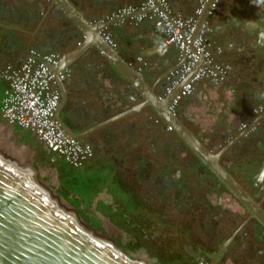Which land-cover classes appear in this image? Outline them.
Masks as SVG:
<instances>
[{
	"label": "crops",
	"instance_id": "obj_1",
	"mask_svg": "<svg viewBox=\"0 0 264 264\" xmlns=\"http://www.w3.org/2000/svg\"><path fill=\"white\" fill-rule=\"evenodd\" d=\"M3 1L0 0V65L20 57L19 53L41 40V37L36 35L30 37L28 42L24 41L21 46H14V43L10 42L15 26L18 27L17 31L19 29L24 32L22 27L31 23L25 24V15H22V12H12L9 7L7 9L11 16L1 18V10H6ZM94 1L104 2L99 3L103 8L98 13H89L85 6L83 7L85 0L45 1L47 11H51L55 6L56 10L61 12L62 24L64 23V27L57 30L58 33L54 36L58 40L55 49L60 58L52 69L61 75H67L66 78L62 76L66 84L62 85L60 90L62 95L67 97L65 101L69 114H77L89 105L93 116L96 115L101 123L110 120L113 127H117L124 123L126 125L129 120L135 121L137 109L144 107L145 103L150 104L147 103L150 98L157 103L160 101L159 95L167 94V91H164L170 83V71L179 64L180 51L175 44L168 41L166 33L155 25L153 18H136L138 9L132 13L121 11L126 5L138 7L142 0H123L121 3H118L119 0ZM167 1L170 14L188 16L194 14L199 0ZM225 1L219 0L221 4L219 3L217 10H211L208 14L204 11L206 16L203 19L207 25L204 37H207L205 40L210 49V64L218 68L221 64L220 73L227 75L223 81L219 73V76H205L194 82L195 87L191 94L179 98L176 102L175 114L208 150H221L219 156L226 162V171L235 180L248 183L244 190L252 198V204L264 212L260 206V202L264 203V165L261 166L262 173L260 174L259 167L253 178L252 170L249 171L246 166L249 159L258 160V163L264 159V148L260 147L264 145V59L260 61L261 57L255 56L256 47L264 52V10L260 11L259 15L258 12L244 14L241 21H237L236 16H232L233 9L227 8ZM79 3L82 8L78 6ZM119 8L121 10L117 11ZM66 11L70 15L68 18ZM79 15L82 23L76 20ZM203 19L200 22H203ZM80 24L84 25L86 32H79L76 39L68 41L70 31ZM34 30L39 31L36 28ZM103 32L115 41L116 45L111 46L126 61L120 70L115 67L109 72L111 64L104 54L97 52L101 50L102 41L105 42ZM107 43L110 45L108 41ZM21 62L20 60L18 63ZM78 62L82 64V68L77 65L73 68ZM202 63H205L203 58L196 67ZM6 83V79L0 78L1 95ZM62 110L59 112L58 108L61 122L57 116L56 118L67 127L71 117H64L66 110L61 113ZM12 127L20 132V135L21 131L26 132V136L21 135L23 138L42 142L33 131L14 125H11ZM118 138H123L122 144L128 146L135 136L131 135V131H125ZM100 144L95 143L94 158L100 157L104 162L112 160L114 164H119V150H105L102 148L104 144ZM254 151L256 156H250ZM45 154L44 161L49 162L50 167L56 170V166L49 161L47 149ZM225 158L229 159L230 163L225 161ZM214 188V192L207 198L214 206L225 211L222 212L224 218L235 220L232 232L225 238L216 240L215 247L194 251L193 261L198 257L208 256L217 264H264V222L256 217L253 213L255 210L249 209L229 187ZM205 239L211 241L212 238L205 236Z\"/></svg>",
	"mask_w": 264,
	"mask_h": 264
},
{
	"label": "flooded vegetation",
	"instance_id": "obj_2",
	"mask_svg": "<svg viewBox=\"0 0 264 264\" xmlns=\"http://www.w3.org/2000/svg\"><path fill=\"white\" fill-rule=\"evenodd\" d=\"M45 1L46 0H4L2 4L6 7V10H1V18L4 19L6 15L11 16L10 12L7 9L8 7L9 9L11 8L12 12H22V15H25V21L23 22H29L31 24L22 27V29H24V32L19 31V29L17 31L18 27L15 26V28H13L15 29L14 33L13 30L11 32L13 40L11 38L10 42L14 43V46L16 44L18 46H21L23 45L24 41L28 42L30 37L36 35L38 37L40 36L41 40L39 42L36 41L37 44L33 43V46L35 47L32 46L30 48L38 49V51L54 52L57 55L58 62L60 54L55 49L58 40H56L54 36H56L55 34L58 33L57 30L64 27V23L62 24L63 18L61 12L56 10L55 6L51 8V11H47V9L45 8ZM86 1H89L90 3H87ZM122 1L123 0H119L118 3H121ZM143 2L144 0H142L139 5ZM225 2L227 4V8L233 9L232 16H236L237 21H239V19L241 21V16H244V14H257L258 12L257 15H259L261 13L260 11L264 10V0H258V2H250V0H226ZM84 3L83 7L85 6L84 8L88 10L89 13H94L93 6L96 5L99 8H103V6L99 5V3L104 2L85 0ZM118 3L116 4V6L118 5ZM219 3V0H208L207 2L204 1V8L202 13L205 10L206 14H208L211 10H217ZM88 4H90V7L88 6ZM78 6L82 8V5L80 3L78 4ZM113 6H115V4H113ZM119 10L120 8L117 11ZM66 15L67 18L70 16L68 14V11H66ZM200 17L199 23L201 24L202 22H200ZM203 26L204 29L201 33L204 36L205 29H207V25L205 22ZM31 27H33V29ZM35 28L39 31H35ZM79 32H82V29L79 25H77L68 34V41L70 39H76ZM106 40L110 43V45H116L113 39H111V41H109L108 39ZM30 48H28L26 51H22V53H19L18 56L20 57L14 58L12 60L14 63L10 61L1 64L0 71H5L7 67L17 68L21 64L18 62L20 60H24ZM255 56H260V61L264 59V53L261 48L256 47ZM108 63L111 64L109 72H112L115 67L120 70L117 66L112 64L109 59ZM177 66L178 65H176L175 67ZM53 70L54 69H52L51 66L52 79L50 81V87L51 89H55L58 91V104L56 107L57 118L59 119L58 108L59 112L63 109L61 113L66 110L63 116L67 117L68 119L71 117V121L69 120L67 122L69 124L67 127H69L70 130L74 132V136H76L79 140L90 145L93 152L96 148L95 143L104 144L102 145V148H104L105 150H119L118 153L121 161L119 162V164L116 163L113 166L115 170L114 174L117 175L122 182V187L131 191V193H133L136 198L144 201L145 207L147 206V204H149L151 208L152 219L149 217L146 218L145 221L149 224V231L145 229L143 235L150 237L149 241H146L145 243L146 247L157 248L161 247L164 244L168 245L169 243H171V240H168V238H171L172 236L167 233L169 227H172L173 230L175 228L177 230L176 232L179 234V238L172 237V239L174 240H172L173 246L175 245L176 241H178L174 248L175 251L189 250L190 252H193V248L194 251L197 252L207 250L210 246L211 248L215 247L214 243L216 240L225 238L226 235L228 236L229 233L232 232V226L234 225L235 220L232 218H224L222 212L224 213L225 211L220 207L214 206L211 202H209L210 200H208L207 198L209 194H212L214 192V186H221V188L223 189H226V187L229 186H227L218 177V175L214 172L210 165H208L198 156V154L193 150V147L190 146L186 142V140L182 138V136L166 122V120L164 119V113L166 110L163 107L162 108L164 109V112L162 113L150 98V100H148L147 102L150 104L145 103L143 104L144 107H140L137 109L135 121L129 120L126 125L124 123V125H120L117 127H113L110 120L101 123V120L97 119L96 115L93 116L91 107L87 105V100V103L85 104L87 106L83 108L81 112L77 114H69L67 112V104L65 101L67 100V97L65 98V96L62 95V91L60 90L62 89L61 86L66 84L64 82L65 79L62 80V76H65L66 78L67 75H61V73ZM221 70L222 67L220 64V68L216 70V74L211 75L203 73L202 75L197 77L194 82L205 76H219ZM220 75H222L220 79H222L221 81H223L227 73L223 74L222 72L220 73ZM1 78L6 79L5 77ZM164 81L166 80L164 79ZM194 82L191 91L185 94L179 91L175 94L174 101L170 105L171 109L175 110V104H177L176 102L179 101V98L191 94L195 87ZM179 83L175 85V87L170 88V90L173 92L178 89L180 86ZM7 85L8 80L5 86ZM168 85L169 83L167 84V86ZM4 87L2 89V95ZM156 92H158V87L156 88ZM165 92L166 90L164 91V93ZM161 97L165 98L166 94L159 95V99H161ZM153 105L156 106L157 109ZM174 113H176V110L174 111ZM125 131H131V135L135 136V138H133L134 140H132V143L128 146H124L122 144L123 138H118L120 134ZM21 135L23 136L22 131ZM158 138L162 139L161 142H158ZM30 140L32 141L28 142H31V144L34 143V165L35 163L38 164L43 158L45 159V150L47 148L40 141L36 142L33 138H30ZM158 143L160 145H158ZM260 147L264 148V145H260ZM250 156H256V152L254 151L250 154ZM224 160H227V162L230 163L229 159L225 158ZM217 161L225 170H227V165L225 164L226 162L223 161L221 155L217 157ZM257 161L258 160L255 159H249L246 161L247 169L249 171L252 170L251 172H253L252 178L257 173L254 172L259 170V167L261 168V166L264 164V159H262L260 163H258ZM186 166L190 167L191 169L189 168V170H186ZM192 168L194 169L192 170ZM55 169L57 170L56 167ZM184 169L185 171H183ZM198 176L199 178H197ZM256 177L258 176L256 175ZM57 178L58 181L56 188L59 187L61 183L58 170ZM237 182L243 188L248 184L244 183L242 180ZM251 182H253V180ZM106 186L107 185L101 188L102 190H99L97 192V194L90 202V210L84 209L83 214L93 213L96 215L95 206L98 204L97 201L99 199H101L102 202L108 205L109 208H119L118 200ZM102 192L104 193V195H108V197L100 196ZM73 205L77 208V210H79V207H77L75 204ZM82 206L83 204H80V207ZM260 206L264 209V203L260 202ZM107 213L104 212L103 215L107 216L109 219L114 220L112 218V214ZM83 218L90 221L84 215ZM114 226L123 228V226L118 224L115 220ZM126 231L128 237H136L135 230L133 231L129 229ZM205 236H210L212 238L211 241L205 239ZM197 243L199 244L198 246H196ZM123 249L125 248L123 247ZM206 257L210 259V257Z\"/></svg>",
	"mask_w": 264,
	"mask_h": 264
},
{
	"label": "water",
	"instance_id": "obj_3",
	"mask_svg": "<svg viewBox=\"0 0 264 264\" xmlns=\"http://www.w3.org/2000/svg\"><path fill=\"white\" fill-rule=\"evenodd\" d=\"M93 8L94 13L101 11L96 5ZM203 18L204 14L200 21ZM76 20L83 22L80 15ZM79 26L86 32L84 25ZM103 38L105 42L102 41L97 52L121 69L126 61ZM76 65L82 68L80 62L72 67ZM187 78L182 79L178 89L167 92L163 102L162 99L153 102L162 113L166 110V122L264 222V212L252 204L250 195L217 161L221 150H208L171 109L175 94ZM3 126L11 127L0 119V128ZM63 128L75 135L70 128ZM4 138L0 133V264H149V260L133 257L131 251L123 249V245L132 246L134 241L125 228L114 226V220L97 212L98 223L85 220L83 209L77 210L57 191V179L54 178L53 184L44 179L33 159L25 157L24 148Z\"/></svg>",
	"mask_w": 264,
	"mask_h": 264
},
{
	"label": "built area",
	"instance_id": "obj_4",
	"mask_svg": "<svg viewBox=\"0 0 264 264\" xmlns=\"http://www.w3.org/2000/svg\"><path fill=\"white\" fill-rule=\"evenodd\" d=\"M204 1L208 0H200L195 15L189 16L170 14L167 0H144L138 7L129 5L120 9L125 13L138 9V19L142 16L153 18L155 25L166 33L168 41L179 49L180 64L170 71L167 92L187 76L179 90L183 94L191 91L194 80L203 73L216 74L218 66L210 64V50L201 33L204 22L199 23ZM103 36L111 41L108 34L103 32ZM201 58L205 63L193 72ZM56 63L54 52L30 48L17 68L7 67L0 71V77L8 80L1 97L0 115L9 124L33 131L49 151L51 161L63 157L72 164H78L93 151L90 145L63 128L56 118L58 91L50 87L51 66ZM193 264L212 263L207 258L198 257Z\"/></svg>",
	"mask_w": 264,
	"mask_h": 264
},
{
	"label": "trees",
	"instance_id": "obj_5",
	"mask_svg": "<svg viewBox=\"0 0 264 264\" xmlns=\"http://www.w3.org/2000/svg\"><path fill=\"white\" fill-rule=\"evenodd\" d=\"M1 97L0 94V105H1ZM23 136H26V132H23ZM21 139H30L23 138ZM94 152L84 158L78 164H72L65 160L63 157H57L51 162L56 166L59 171L60 177V186L57 187V191L60 192L64 197L67 198L68 201L75 204L79 209H89L90 202L93 197L97 194L99 190H102L105 185L109 191L114 194L115 198L119 202L118 209L109 208L101 199L97 201L98 206L104 207V211H107V208L110 210L109 214H112V218L120 225L123 226L126 230H136L139 231V236L134 238L133 245H123L126 250L131 251V256H143L146 260H149V264H169L174 260V255L176 251L174 250L175 245L173 246L172 237L168 238L171 240V243L168 245H162L161 247L152 248L146 247V241H149L150 237L144 236V230L149 231V224L146 223V218L139 216L137 220H134V215L131 213L133 209L132 206L138 205L144 206V201L136 198V196L131 193V191L125 189L118 178L117 175L114 174V163L112 161H102L97 165H92L91 161L94 159ZM101 159L100 157H97ZM44 159V158H43ZM42 159V160H43ZM47 159V158H46ZM50 159V154H49ZM47 161V160H46ZM35 163V161H34ZM107 163V164H106ZM35 167H38V164H34ZM85 167V171L83 170ZM79 169L81 170V174L79 173ZM98 169V174H95V170ZM91 177L92 179H90ZM86 182L90 184L84 185ZM82 184L84 187L78 185ZM125 194H127L125 196ZM146 203V202H145ZM80 204H83L80 207ZM148 206V207H147ZM146 208L149 212H151V208L149 204H147ZM87 219L92 222L98 223L97 216L93 213L91 214H83ZM150 218L152 219V215L150 213ZM177 230L174 228L173 232L176 234V237L179 238V234L176 232ZM170 235V234H169ZM174 241V240H173ZM199 244L197 243L196 246ZM165 246V247H164ZM189 251V250H188ZM192 252V251H191ZM194 248L193 252L189 257L190 264H193L194 259Z\"/></svg>",
	"mask_w": 264,
	"mask_h": 264
},
{
	"label": "rangeland",
	"instance_id": "obj_6",
	"mask_svg": "<svg viewBox=\"0 0 264 264\" xmlns=\"http://www.w3.org/2000/svg\"><path fill=\"white\" fill-rule=\"evenodd\" d=\"M200 4V0L198 1V5ZM197 5V6H198ZM196 6V7H197ZM196 9V8H195ZM192 15H195V10H194V14ZM189 16V15H188ZM0 119H2L1 115H0ZM2 131H0V133L5 137L4 139H6L7 142H16V144L18 146H21L24 148V155H26L25 157H31V159L34 160V143L31 144V142H28V141H32L30 139H27V141H25L24 139H21V135H20V132H18L17 130L14 129V127H10V129L3 126V128H0ZM9 137V138H8ZM13 137V138H12ZM162 139L158 138V142H161ZM158 145H160L158 143ZM157 145V146H158ZM11 148V147H10ZM12 150V148H11ZM13 151V150H12ZM29 153V155H28ZM180 154V153H179ZM28 155V156H27ZM100 160L99 158L95 157L92 161H91V164L92 165H97L100 163ZM107 164V163H106ZM51 164H49V162H45L44 159L41 160L39 162V165L38 167H36L38 170L42 171V177L46 180H48L51 184H53V180L54 178L57 179L58 181V178H57V173L55 172L54 169H52L51 167ZM51 168V169H50ZM187 170H189L190 167L186 166ZM191 169V168H190ZM194 168H192L193 170ZM81 170L82 169H79V173L81 174ZM85 171V167L83 169ZM95 174H98V169L95 170ZM56 175V176H55ZM55 176V177H54ZM51 178V179H50ZM90 179H92L91 177H89ZM88 185L90 184L89 182H86L84 185ZM82 187H84L82 184H78ZM127 194H125L126 196ZM100 196H103V197H108V195H104V193L102 192ZM70 202V201H69ZM133 209L131 210V213L134 215V220H137L139 218V216L143 217V218H149L150 217V213L147 208L143 205L141 206H138V205H134L132 206ZM77 209V208H76ZM108 212H110V210L107 208ZM95 211L97 213H100V214H103L104 212L107 213V211H104V207L102 206H98L96 205L95 206ZM109 214V213H107ZM134 231V230H133ZM167 233L170 234L172 237H176V234L173 232V228L172 227H169L168 230H167ZM135 235L136 236H139V231H136L135 230ZM165 247V246H164ZM192 252L190 251H176L175 255H174V260L171 261L169 264H189V257L191 255ZM136 257H140V258H143V256H136ZM210 263L212 264H217V263H214L213 261H210Z\"/></svg>",
	"mask_w": 264,
	"mask_h": 264
},
{
	"label": "clouds",
	"instance_id": "obj_7",
	"mask_svg": "<svg viewBox=\"0 0 264 264\" xmlns=\"http://www.w3.org/2000/svg\"><path fill=\"white\" fill-rule=\"evenodd\" d=\"M0 78H1V77H0ZM169 78H170V77H169ZM50 161H51V160H50ZM206 258H207V257H206ZM207 259H209V258H207ZM195 260H196V259H195ZM195 260H194V261H195ZM209 260L211 261V259H209ZM194 261H193V263H194Z\"/></svg>",
	"mask_w": 264,
	"mask_h": 264
},
{
	"label": "bare ground",
	"instance_id": "obj_8",
	"mask_svg": "<svg viewBox=\"0 0 264 264\" xmlns=\"http://www.w3.org/2000/svg\"><path fill=\"white\" fill-rule=\"evenodd\" d=\"M194 69H195V68H194ZM197 69H198V68L196 67V69H195V70H193V72H195Z\"/></svg>",
	"mask_w": 264,
	"mask_h": 264
}]
</instances>
